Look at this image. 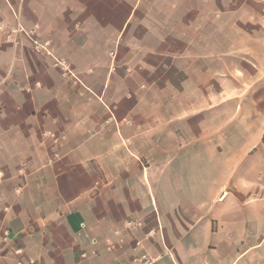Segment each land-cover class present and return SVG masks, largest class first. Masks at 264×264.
I'll return each mask as SVG.
<instances>
[{
	"label": "crops",
	"instance_id": "obj_1",
	"mask_svg": "<svg viewBox=\"0 0 264 264\" xmlns=\"http://www.w3.org/2000/svg\"><path fill=\"white\" fill-rule=\"evenodd\" d=\"M0 27V264H264V0H0Z\"/></svg>",
	"mask_w": 264,
	"mask_h": 264
},
{
	"label": "built area",
	"instance_id": "obj_2",
	"mask_svg": "<svg viewBox=\"0 0 264 264\" xmlns=\"http://www.w3.org/2000/svg\"><path fill=\"white\" fill-rule=\"evenodd\" d=\"M0 30L2 28L0 27ZM25 36L31 44V48L36 53H49L50 43L47 40L41 39L39 36V26L38 24H32V25H24L20 22H17L16 24L10 26L5 31V41L8 43H16L17 40ZM112 54V53H110ZM54 66L58 67L59 73L62 77H71L74 82H76V77L72 72V69L70 68V65L61 60H56L54 62ZM9 238V232L7 230H4L2 232V240L7 241ZM16 253H21L20 250H16ZM142 264H152L153 260L149 258L146 254L142 255L139 259ZM31 263H33L32 260H30Z\"/></svg>",
	"mask_w": 264,
	"mask_h": 264
}]
</instances>
